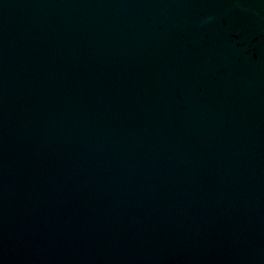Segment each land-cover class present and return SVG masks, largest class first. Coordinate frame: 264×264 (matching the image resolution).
I'll use <instances>...</instances> for the list:
<instances>
[{
	"label": "water",
	"instance_id": "water-1",
	"mask_svg": "<svg viewBox=\"0 0 264 264\" xmlns=\"http://www.w3.org/2000/svg\"><path fill=\"white\" fill-rule=\"evenodd\" d=\"M0 264H264V0H0Z\"/></svg>",
	"mask_w": 264,
	"mask_h": 264
}]
</instances>
